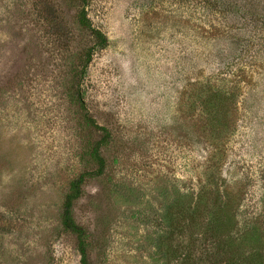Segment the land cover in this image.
I'll list each match as a JSON object with an SVG mask.
<instances>
[{
    "label": "rangeland",
    "instance_id": "374dc122",
    "mask_svg": "<svg viewBox=\"0 0 264 264\" xmlns=\"http://www.w3.org/2000/svg\"><path fill=\"white\" fill-rule=\"evenodd\" d=\"M85 114L110 132L98 176ZM82 174L91 264H264V21L203 0H0V264H81L61 220Z\"/></svg>",
    "mask_w": 264,
    "mask_h": 264
},
{
    "label": "trees",
    "instance_id": "16d2710c",
    "mask_svg": "<svg viewBox=\"0 0 264 264\" xmlns=\"http://www.w3.org/2000/svg\"><path fill=\"white\" fill-rule=\"evenodd\" d=\"M83 1H84V4L85 2H87V0H83ZM203 1H204V5L211 6L213 10L218 11V12L227 11L231 13H237V14L249 17V19L252 22L253 20L257 21V19L259 20V23L261 21H264V0H203ZM259 16H262V18ZM90 20L91 18L88 16V12L83 5V8L80 10L78 14V21L80 25L88 29H91V31L95 34L97 38V41H96V44H98L97 46H105L108 41L106 35L104 34V32L94 27V25L92 24ZM92 50L90 49L88 52L89 53L88 60L91 57ZM85 71H86V67H83L81 70L82 76L85 74ZM75 99L84 108L81 90L77 91L75 95ZM85 115H86L85 119L88 124H91V126L94 125L96 127H99L102 131H104V134L101 140L93 143V145H91L86 151V153H88L91 159L95 161L98 166L97 169L90 172V174L92 176H98V175H102L105 171L106 161H105V157L103 156L101 152V148L103 147V145L109 143L110 132L108 131L106 127L98 126L96 122L92 118H90L87 114ZM84 180H85V174H82L72 182L71 189L69 193L67 194L65 202H64L61 221H62L63 227L67 231H70L77 236L79 252L81 256L80 257L81 264H91L90 259H89L88 249H87L88 247V242L86 240L87 230L83 226L79 225L73 216V204H74V201L77 198H79V196L81 195L82 185L84 183ZM201 243H202L201 247L202 246L209 247L210 245H212V244H208L206 239L205 241ZM164 246H165V243L163 244V247ZM163 249L166 253H169L168 250H165V248ZM183 250L185 251V254H183V251L178 252V254L176 255V259L181 258L182 260H186V259L191 258V256L193 255L191 245H188V247L184 248ZM169 256L171 257V255ZM224 261L225 262H223V264H246V261L244 260H234L233 258H228V259H225Z\"/></svg>",
    "mask_w": 264,
    "mask_h": 264
}]
</instances>
